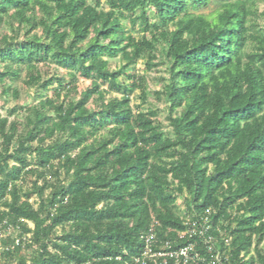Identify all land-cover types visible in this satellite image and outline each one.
Here are the masks:
<instances>
[{
	"label": "trees",
	"instance_id": "trees-1",
	"mask_svg": "<svg viewBox=\"0 0 264 264\" xmlns=\"http://www.w3.org/2000/svg\"><path fill=\"white\" fill-rule=\"evenodd\" d=\"M260 1L0 0V99L25 72L37 100L0 112V222L33 234L10 261L133 264L152 228L176 249L181 201L233 264H264ZM141 61L167 67L169 133L133 104Z\"/></svg>",
	"mask_w": 264,
	"mask_h": 264
},
{
	"label": "built area",
	"instance_id": "built-area-1",
	"mask_svg": "<svg viewBox=\"0 0 264 264\" xmlns=\"http://www.w3.org/2000/svg\"><path fill=\"white\" fill-rule=\"evenodd\" d=\"M178 204L186 226L184 231L178 233V238L187 240L188 243L173 249L169 241H159L152 228L145 237L144 251L135 258L133 264H233L226 252L217 246L216 239L211 233L209 214L194 217L187 214L181 201ZM30 226L33 228L31 223ZM32 237V233L22 234L19 225L14 226L7 220L1 221L0 264H17L15 260L8 259L7 253L31 244ZM228 243L226 240V244Z\"/></svg>",
	"mask_w": 264,
	"mask_h": 264
},
{
	"label": "rangeland",
	"instance_id": "rangeland-1",
	"mask_svg": "<svg viewBox=\"0 0 264 264\" xmlns=\"http://www.w3.org/2000/svg\"><path fill=\"white\" fill-rule=\"evenodd\" d=\"M264 10V0H261L259 2V11H263ZM212 11V8H208V9H204L201 11V13L203 14H209ZM262 24V21H259ZM128 26H130V24L128 23ZM137 32L134 33L135 36L139 35V30H140V26L136 27ZM6 33H10V30L6 28L5 30ZM119 66V62L118 61H114L112 62V68L116 69ZM138 69V73L140 76H145L146 80H147V84L149 85V89H148V101L146 103L143 102V99L141 98V92L139 90H137L135 93H133L132 100H133V104L136 107H140L142 110L147 111L150 108H153L155 110L159 111V116H158V121L163 125L164 130L166 132H170L171 131V127L168 121V113L166 111V104L164 103V101H161L157 98V95L155 94L156 91H159L162 89L163 87V83H164V79L167 77V67L163 64H159V66L154 67L152 70H148L146 68V63L141 61L137 67ZM42 72L44 74H46V70L43 67ZM57 73L59 74V76H66V71H57ZM25 72L23 73V77L22 80L18 81L15 83V86H17V88L20 90L21 92V99L20 101H15L12 98L10 99V101L5 104L4 101L2 99H0V112L2 113V115L4 116H10L12 118V120L15 118L16 115H12V110L17 107V106H28V105H33L37 100H36V93L34 89H29L25 86V83L23 82V80L25 79ZM80 91L83 92L85 91L90 85V81H87L85 79H80L78 82ZM53 93L50 92L49 96H52ZM116 96H119L118 93H114V94H110L107 98H114ZM94 102L93 100H91L90 102V106H94ZM34 201V199L32 200ZM183 204V203H182ZM28 257H32V253L29 252L27 253Z\"/></svg>",
	"mask_w": 264,
	"mask_h": 264
}]
</instances>
